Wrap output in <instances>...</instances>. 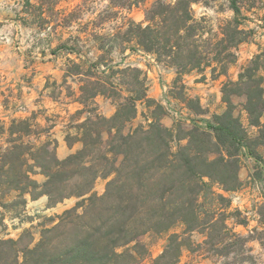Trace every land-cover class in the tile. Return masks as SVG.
Returning a JSON list of instances; mask_svg holds the SVG:
<instances>
[{"label":"trees","instance_id":"1","mask_svg":"<svg viewBox=\"0 0 264 264\" xmlns=\"http://www.w3.org/2000/svg\"><path fill=\"white\" fill-rule=\"evenodd\" d=\"M198 1L157 0L146 11L144 23L128 18L122 35L114 37L134 43L157 63L174 68L178 76L212 63L216 64L213 70L224 75L235 61L233 50L247 40L248 32L236 21L228 22L221 40L211 51L204 50L201 27L191 10ZM142 2L129 1L128 11ZM230 10L236 18L240 15L239 0H230ZM107 62L100 56L84 71L80 64L72 63L67 72L84 78L77 99L83 109L77 114L89 109L97 97L110 99L116 111L110 118L96 114L82 121L77 127L82 147L65 160L56 158V143L50 149L51 142L36 146L24 141L35 134L31 119H14L7 128L0 123V139L7 135V147L0 148V190L28 193L32 198L47 195L51 206L66 198L85 197L33 247L0 241V264H141L149 257L148 247L141 242L146 235L167 236L164 250L150 264H178L183 251L196 253L200 249L201 245L191 240L195 232L206 235L203 245L215 256L238 253L241 262L246 260L247 239L232 233L226 224L233 218L228 211L231 202L212 192V186L217 184L226 193L239 189L240 155L252 158L264 172L260 153L264 151V78L258 76L264 65H260V57L244 68L237 82L224 86L226 111L214 116L205 129L188 131L161 124L163 107L147 97L146 79L140 70H114ZM100 65L107 76L101 77L95 70ZM114 75L122 76L119 83L112 81ZM123 90L126 97L121 95ZM232 96L243 98L248 125L256 129L253 137L234 117ZM139 102L148 111L153 108L151 122L146 128L124 133L136 117ZM71 141L66 139L68 146ZM183 141L185 144L174 151L172 144ZM36 169L46 178L39 191L31 178ZM110 176L113 178L103 196L91 194L98 178ZM206 193L217 202L205 209L202 198ZM78 208H82L81 214L76 213ZM231 239L234 242H229Z\"/></svg>","mask_w":264,"mask_h":264},{"label":"rangeland","instance_id":"2","mask_svg":"<svg viewBox=\"0 0 264 264\" xmlns=\"http://www.w3.org/2000/svg\"><path fill=\"white\" fill-rule=\"evenodd\" d=\"M129 1L133 0H0V55L7 53L5 62L9 68L19 65L22 69L11 79V86L1 89L0 85V107L5 111L11 107L20 113L32 111L25 116H4L0 123L7 128L14 119H31L35 134L24 141L36 146L51 142L50 149L56 143L55 155L62 161L81 149L77 127L82 121L96 114L110 118L116 111L110 99L97 97L87 109L90 113L87 110L83 114L76 113L83 109L77 99L84 78L67 73L72 63L80 64L84 71L102 56L114 70L127 67L140 70L146 79L147 97L163 107L161 124L169 129L180 126L186 131L194 127L205 129L207 123H213L214 116L226 111L222 101L224 86L237 82L244 68L256 57H260V65H264V0H239L237 18L230 10V0H199L192 4V14L201 27L204 50L211 51L221 40L228 22L236 21L248 35L247 40L233 50L235 61L224 75H219L218 69L214 71L216 64L212 63L210 67L180 76L174 68L157 63L153 55L144 53L134 43L127 44L114 37L118 33L122 35L128 18L144 23L146 11L157 0H143L131 11L127 9ZM161 1L173 3L175 0ZM95 70L101 77L109 74L103 65ZM258 76L264 78V70H260ZM121 77L114 75L112 81L119 83ZM5 80L0 77V83ZM121 95L128 94L123 90ZM231 102L234 117L253 137L256 129L248 125L243 98L232 96ZM181 104L191 114L183 111ZM136 109V117L126 125L124 133L138 127L146 128L151 122L153 108L148 111L145 104L139 102ZM261 121L264 122V117ZM68 138L72 140L71 146L66 142ZM5 139L7 135L0 139V148L7 147ZM107 139L104 135V141ZM61 141L69 151L64 157L58 152ZM184 144L185 141L174 142L172 148L176 151L177 145ZM260 153L264 159V151ZM239 163V189L226 193L214 184L212 192L230 200L228 211L233 218L229 217L226 224L232 233L247 239L243 254L246 260L241 262L238 253L226 258L215 256L203 245L206 235L195 232L191 240L200 244V249L196 253L183 251L178 264H264V172L248 156L240 155ZM36 171L31 178L38 184L39 191L46 178L38 169ZM112 178H98L91 194L98 198L103 196ZM83 198L70 197L51 206L47 195L32 198L28 193L19 195L16 191L4 193L0 190V241L13 240L18 242V247H33L46 230L57 227L64 213L74 209ZM202 202L206 209L217 201L206 193ZM76 213L81 214L82 208ZM141 242L149 249V257L141 264H150L164 250L167 236L146 235Z\"/></svg>","mask_w":264,"mask_h":264},{"label":"crops","instance_id":"3","mask_svg":"<svg viewBox=\"0 0 264 264\" xmlns=\"http://www.w3.org/2000/svg\"><path fill=\"white\" fill-rule=\"evenodd\" d=\"M0 46H2V42H0ZM8 60V55L7 53H2L0 55V77L4 78V82L0 83V85H2L3 87L1 89H4V88H7L9 86H11V79L14 78L15 76H17L19 73L22 72V69L19 68V65H16V67H13V68H9L8 66H6V62ZM14 69V71H13ZM205 92V91H204ZM158 97L155 96V99H157ZM0 100H1V96H0ZM1 102V101H0ZM175 103L178 105L177 101H175ZM202 104V100H200V105ZM10 106V105H9ZM183 111H186L188 112L189 114L190 111L183 107V105H179ZM32 111L30 112H24V113H20V112H17V110H11V107L8 108V110H2L1 107H0V118H3L4 116H11V117H15V116H18V115H22V116H25V115H29ZM111 114L107 115V116H110ZM59 148H58V152H59V155L61 157H64L66 156L69 151H68V148L65 146L64 142H59L58 144Z\"/></svg>","mask_w":264,"mask_h":264}]
</instances>
